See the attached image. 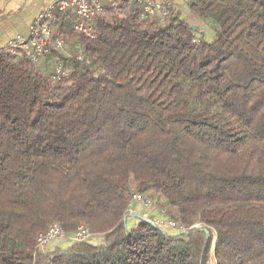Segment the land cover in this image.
<instances>
[{
	"label": "trees",
	"instance_id": "1",
	"mask_svg": "<svg viewBox=\"0 0 264 264\" xmlns=\"http://www.w3.org/2000/svg\"><path fill=\"white\" fill-rule=\"evenodd\" d=\"M186 1L212 40L124 0L92 37L55 11L53 73L0 49V264H264V0ZM52 223L89 237L39 251Z\"/></svg>",
	"mask_w": 264,
	"mask_h": 264
},
{
	"label": "built area",
	"instance_id": "2",
	"mask_svg": "<svg viewBox=\"0 0 264 264\" xmlns=\"http://www.w3.org/2000/svg\"><path fill=\"white\" fill-rule=\"evenodd\" d=\"M140 9V17L145 19L154 16L161 11L162 3L160 0H134ZM100 9L99 0H56L53 4L39 11L33 18L29 34L27 36L15 35L10 38L4 49L11 54L23 52L36 63L40 56L50 54L51 49H62L63 41L60 37L53 34L50 26L51 19L54 18L55 11L63 12L71 10L76 15L74 29L84 33L88 37L93 36L94 17ZM60 72V68H56ZM133 203H137L141 208L142 217L148 218L151 210H157L156 204L148 197L141 198L133 195ZM160 218L154 221L165 229H174L177 232H186L187 228L177 225L172 219L168 218L162 210H157ZM89 237L88 230L80 226L77 231L66 234L56 223L49 225L45 232H41L36 237V249L43 250L54 240H64L71 242L85 241Z\"/></svg>",
	"mask_w": 264,
	"mask_h": 264
},
{
	"label": "crops",
	"instance_id": "3",
	"mask_svg": "<svg viewBox=\"0 0 264 264\" xmlns=\"http://www.w3.org/2000/svg\"><path fill=\"white\" fill-rule=\"evenodd\" d=\"M56 0H0V49L4 48L7 41L15 35L27 36L29 34L30 24L35 15L51 5ZM124 0H99L100 8L102 7H122ZM163 4L167 3L172 5L175 10L180 13V16L185 19L192 28L196 30L197 35L202 36L205 40H212L215 36V32L210 29V25L198 17L192 16L190 13L186 0H160ZM36 69L42 73V71H53L55 62L49 55L40 56L35 64ZM52 72V73H53ZM141 208L137 203H132L129 207L128 224L134 225L137 222L136 215H141ZM153 221H157L160 216L158 211L151 210L147 216ZM170 233H176L175 230L166 229ZM93 243L99 244L101 239L98 236L91 238ZM59 245L55 244L54 246ZM62 247H66L67 244H60Z\"/></svg>",
	"mask_w": 264,
	"mask_h": 264
},
{
	"label": "rangeland",
	"instance_id": "4",
	"mask_svg": "<svg viewBox=\"0 0 264 264\" xmlns=\"http://www.w3.org/2000/svg\"><path fill=\"white\" fill-rule=\"evenodd\" d=\"M206 23H207V21H206ZM210 26V29L213 31V32H215V28H216V24H214L213 22H209L208 23ZM39 59V58H38ZM38 61V60H37ZM37 63V62H36ZM35 63V64H36ZM55 68V67H54ZM53 68V69H54ZM53 71H50V70H47V71H42V73L43 74H49V73H52ZM170 230H173V229H170ZM63 243H65V241L64 240H54V241H52L48 246H46V247H51V246H53V245H55V244H63ZM44 249H45V247H44ZM213 262H214V258H213V255H212V253L210 254V264H213Z\"/></svg>",
	"mask_w": 264,
	"mask_h": 264
},
{
	"label": "water",
	"instance_id": "5",
	"mask_svg": "<svg viewBox=\"0 0 264 264\" xmlns=\"http://www.w3.org/2000/svg\"><path fill=\"white\" fill-rule=\"evenodd\" d=\"M135 217H137V219H141V220H147L145 217H142L141 215H136ZM126 220V216L123 217V221ZM153 224L156 226V227H160L157 223L153 222ZM196 230H201V231H204V232H207L206 228L205 227H195Z\"/></svg>",
	"mask_w": 264,
	"mask_h": 264
}]
</instances>
